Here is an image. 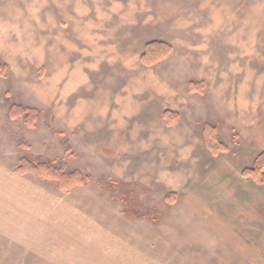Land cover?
<instances>
[{"label": "rangeland", "instance_id": "374dc122", "mask_svg": "<svg viewBox=\"0 0 264 264\" xmlns=\"http://www.w3.org/2000/svg\"><path fill=\"white\" fill-rule=\"evenodd\" d=\"M206 2L0 0V214L12 219L0 215V264H264V185L245 208L229 189V212L251 222L246 252L191 244L172 221L215 217L202 204L218 190L197 185L240 181L264 153V45L216 59L232 50ZM156 41L171 50L146 64ZM13 104L37 111L12 119ZM208 124L229 156L219 165L198 152ZM23 160L84 181L61 191L19 173Z\"/></svg>", "mask_w": 264, "mask_h": 264}, {"label": "crops", "instance_id": "0c3cea01", "mask_svg": "<svg viewBox=\"0 0 264 264\" xmlns=\"http://www.w3.org/2000/svg\"><path fill=\"white\" fill-rule=\"evenodd\" d=\"M206 5L208 6L207 8L210 9V11L217 13L219 15V18L221 20L223 19L222 24L224 25V28L222 34H220L223 41L220 40L216 42V44L227 45L228 48L231 47L230 51L232 50V52L223 55L217 54L218 57L215 58L219 60H237L239 58V60H241L242 57H237V54L234 53L232 49L233 47L234 49H236V45L239 44L242 46L240 47L241 49L244 48V52L246 55L244 59H252L248 54L252 55L253 47L264 45V0H208V2H206ZM237 28H239V33H237L236 31ZM148 115L143 116V121H147V118L152 119V116ZM162 117L165 125L170 129L174 128L178 123H173V121L171 120L169 122L170 124H168V122L164 120V116ZM153 119L155 120V116L153 117ZM156 121V124L162 123V119H160V122ZM202 139L204 143V135L202 136ZM204 146L207 151L202 148L199 149L198 152L201 153L205 162L213 165H219L223 157L224 159H227L229 157L226 156V154L225 156H218L219 154H213L208 148H206L205 143ZM213 165L210 166L214 167ZM243 170L244 168L240 170V181H219L218 178L220 175L213 176L214 174H212L211 176L213 179L197 185L198 187H201L202 190H205L206 193L208 190H218V192L216 193V195H219L218 197L216 195L214 196V194H209L208 196L204 197V204H202L205 208L204 211L215 212L212 215L215 217L201 216V214L198 212L199 209H196V214H192V212L190 211L189 214H186L185 217L172 220L174 224H176V228L179 232L190 231L196 233V235H194V233H191V237L195 238L192 240L191 244H196L204 247L211 245L214 248L217 247L216 245L218 244L220 245L221 249L216 248L215 250L219 252H246L244 245L247 244V229H251V222H249L250 224L248 227L247 222L242 223V218H239L237 216H239V214L241 215V213H239L241 211V208H243V206L244 208L246 207V195L247 193L250 194L252 192L254 184L251 180L243 176ZM215 178H217V180ZM232 186H234V188H237V191H240L242 196L239 199L240 201H242V203L240 202L241 208H238L235 217H233V215L229 212V208L232 207L234 203V200H229V198H232L229 192V189ZM222 195L223 197H220ZM190 201H192L191 198H186L185 200L182 199L181 202L188 204L189 207L190 204H194ZM197 205L201 206V204L198 203ZM190 209L193 210L192 207H190ZM174 214H176V212H174ZM0 215L5 218L6 222L12 221V219H9L7 217L8 215ZM237 219L238 221H236ZM249 219L252 220V218L250 217ZM3 220L4 219L0 218L1 222H3ZM4 226L11 227V224H3L2 227L5 228ZM166 233H168L167 235L169 237H176V235H174V232H172L171 230L169 231L165 229V234ZM213 237L217 240L216 244ZM207 239H209L210 242ZM233 247H235V249H232ZM178 252H185V250L181 247Z\"/></svg>", "mask_w": 264, "mask_h": 264}, {"label": "trees", "instance_id": "16d2710c", "mask_svg": "<svg viewBox=\"0 0 264 264\" xmlns=\"http://www.w3.org/2000/svg\"><path fill=\"white\" fill-rule=\"evenodd\" d=\"M169 45L163 42H151L146 45V51L142 56L144 62L149 63L151 60H157L160 57H164L170 50ZM164 51V52H163ZM149 61V62H148ZM35 111L34 108L24 107L19 104H13L10 109V117L16 119L18 117H25L28 120L30 117L33 119ZM171 111L165 112L164 116L170 124L169 120L172 116ZM204 138L206 147L213 153L219 154L226 149L225 144H221L216 137L215 129L211 125H206L204 128ZM21 174L32 173L35 176L44 180L56 182L57 187L61 191H69L76 186L75 183L83 182V178L78 180L77 173L62 172L53 166L40 162H29L23 160L22 166L18 169ZM243 176L257 185H264V153L259 155L252 167L245 168L243 170ZM77 178V179H76Z\"/></svg>", "mask_w": 264, "mask_h": 264}]
</instances>
